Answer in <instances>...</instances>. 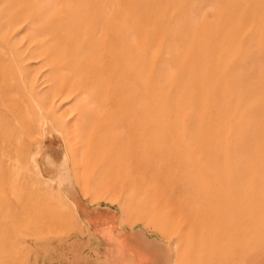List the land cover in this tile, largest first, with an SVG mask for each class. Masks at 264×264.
Returning a JSON list of instances; mask_svg holds the SVG:
<instances>
[{"label": "rangeland", "instance_id": "rangeland-1", "mask_svg": "<svg viewBox=\"0 0 264 264\" xmlns=\"http://www.w3.org/2000/svg\"><path fill=\"white\" fill-rule=\"evenodd\" d=\"M97 8L102 15L93 24ZM0 61L24 67L16 87L25 102L38 92L37 105L25 111L33 132L21 146L14 138L18 156L6 165L25 168L30 183L52 191L45 197L57 207L30 225L22 212L10 211L17 247L0 255V264H200L192 251L184 252L189 240L173 234L181 226L173 207L122 183L114 193L113 178L99 173L95 133L82 112L90 102L55 84L66 76L77 83L70 69L93 62H133L131 69L147 62L148 94L165 113V131L177 135L165 133L160 157L168 154L174 169L180 163L189 171L191 194L204 211L225 214L236 252L228 264H264V0H0ZM187 149L195 154L193 164L186 162ZM66 155L77 189L58 191L54 175ZM82 175L89 191L78 183ZM60 197L73 206L65 208Z\"/></svg>", "mask_w": 264, "mask_h": 264}, {"label": "bare ground", "instance_id": "bare-ground-1", "mask_svg": "<svg viewBox=\"0 0 264 264\" xmlns=\"http://www.w3.org/2000/svg\"><path fill=\"white\" fill-rule=\"evenodd\" d=\"M89 3L90 2H88L87 6L90 5ZM114 7H117V5ZM122 12L123 10L121 11L120 16L122 15L123 18ZM91 13L94 19L93 24H95L96 20H98L102 15V9L97 8L96 10H94V12L91 11ZM120 20L117 21L116 18V20L114 19L113 22L117 21V24L120 25ZM124 22L126 23V20ZM99 23L101 22L99 21ZM125 23L124 25H121L126 27ZM127 23L129 22L127 21ZM88 25L91 26L92 24ZM85 28H88V26ZM94 29L98 31L97 28ZM131 29L132 28H130L129 31H132ZM126 31L128 32V30ZM134 31L135 30H133L132 32ZM84 33L86 34V32ZM92 35L94 36V34ZM131 35H128L127 33V36L131 37ZM129 42L131 41L129 40ZM105 43L106 42L104 39L103 45H105ZM107 47L109 48V46ZM131 64H133V62H93L91 65H82L83 68L80 67L81 65H78V67L76 66L77 68L73 69L72 67V69H70L75 77L79 76L80 79L77 83H74L75 81L71 83L72 80L70 81V79L66 76L58 78L55 81V84L63 92L74 95L78 99L87 96L86 99L90 102V104L88 105L89 107H85L82 112L84 114H88L86 116V121L88 122V126H90L91 131L93 129V133H95L94 139L97 143L99 173L101 175L113 178V180L115 181L114 185L112 184L114 187L113 192H117V188L122 187L120 185L122 183L126 185L129 190H132L131 193L135 191L138 192L137 194L139 195L141 194L150 196L158 201H166V205L169 204L171 207H173V213L175 211V214H177V217H179L180 219L181 226L178 230H175L173 234L175 233L176 236L178 235L182 239L189 240L188 242H190V245L186 246L184 249L185 254L188 255V253L192 251L198 257L200 264H228L227 258L229 256H233L234 259L233 253L235 252L234 251L232 253L231 247L233 244H231L232 239L230 237V231L227 226L229 222L226 224V222L223 220L225 214H222V216H213L211 215L212 212L210 211V209L209 212L211 213L203 210L202 202L198 200V197H196V195L193 196L191 194V190L195 188V184L194 182L192 183L191 180L186 179V174L189 171L186 172L185 169L181 167L180 163L179 166L177 168L175 167L174 169L171 166V156L168 154L165 156V154L163 153L165 156L163 160L160 157V153L164 152L166 146L168 145V141L165 138V133L169 136L170 139L175 137L176 133H174V131L170 129L165 131V113L157 105L158 101L156 100V102L154 98H152L148 94L147 82L149 70L147 62H138V67H135L133 69L130 68ZM23 68V66L17 68V65L16 69L5 67L4 62L0 61V255L4 253L8 254V252L14 250L17 247V245L15 246V243L13 242L14 240L12 236H15V230H17L16 226L18 224L13 220L14 218L12 219V215L10 216L11 219H9L8 213L10 211H12V213L22 212L21 214L23 220L26 219L29 224L32 220L42 222L43 217L48 214V211L50 209L57 210V207H52V201L45 197L49 196L52 191L45 188L38 189L32 183H30L31 181L27 179V173L25 174L23 172L25 171V168L24 170L22 169L23 171H21L19 169L21 166L18 167V169L17 166L16 169L15 167L13 169L11 168L12 166H7L8 164L6 165L7 160L12 161L14 159V156H18V150L14 148V138H16V143L21 146L23 144L25 135H30V132H33V127L31 126H33L34 124L32 123V125V121L30 122L29 119L25 117V111L26 113H28L26 105L35 106L38 101V92L36 91V89H33L31 95L29 94L30 97L26 99L27 102L24 101L25 98L22 99L20 91L16 86L18 85L21 76H23ZM19 72H21V74H19ZM55 77L56 75L54 76V78ZM22 84L24 85V83ZM19 87H21V85ZM97 94L98 96H100L99 99H97L96 97ZM64 97H66V95ZM78 102L79 103L77 105L81 104V100H79ZM153 110L155 112H153ZM67 132L69 133V130H67ZM88 133L90 132L88 131ZM88 133L86 131V136ZM69 135H71L70 137L73 138L71 133H69ZM111 135L115 136L113 137ZM197 138L196 140H199V136H197ZM87 142H89V138ZM188 144L189 146H191V144L193 143H191L190 140ZM197 144L201 145L200 142H197ZM14 149L15 152H13ZM67 157V155L64 157L63 163L58 168V170H56V174L54 175V180L59 184L61 188L60 189L58 187V191H61L62 189L64 190L66 188L77 189V184H75L76 182L74 181L70 163ZM184 157L186 159V162H192L191 164H193L195 157L194 152H190L189 149H187L186 155ZM185 159L183 158V160ZM9 161L8 163L11 162ZM15 161L14 163H12L14 165L15 163L16 165H19L17 162L18 160ZM12 163L10 165H13ZM228 166V164H225L226 168ZM41 172L44 176V174L47 173V170H42L41 168ZM234 175L237 176V174ZM83 176L84 175L81 176V180H79L78 183L79 185H82L84 189H88L87 191H89L87 178ZM227 190L228 187L226 189V192ZM96 191L94 193H98V191ZM32 197L37 198V201L35 200L37 203L39 201L38 208H34V206H31V199H33ZM207 197L209 198L210 196L208 195ZM42 199H45L48 202V205L44 206L41 204L42 208H39ZM232 199L234 201V198ZM62 201L66 205L65 208L70 209L71 206H73L72 203H69V201L66 202L63 198ZM63 204L61 203V205ZM211 204H213V202ZM205 207L207 206H204V208ZM251 207L252 210L256 209V196H253ZM228 218L226 219L228 220ZM238 248L240 247L238 246ZM11 257L10 259H12ZM184 258L186 259V257ZM240 259L239 260L242 261V258ZM189 261L190 260H188L187 264H189Z\"/></svg>", "mask_w": 264, "mask_h": 264}]
</instances>
